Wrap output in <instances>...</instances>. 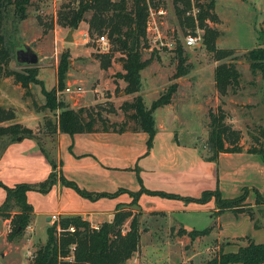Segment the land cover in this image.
<instances>
[{
    "label": "rangeland",
    "instance_id": "374dc122",
    "mask_svg": "<svg viewBox=\"0 0 264 264\" xmlns=\"http://www.w3.org/2000/svg\"><path fill=\"white\" fill-rule=\"evenodd\" d=\"M69 1L30 0L25 10V18L21 21L13 14L12 8L8 7L3 14L1 29L5 48L11 55L9 68L23 72L24 68L29 67L16 64L13 58L14 50L26 45L38 57V62L31 67L34 68L35 79L42 83V86L30 84L26 95L23 89L12 82L11 78H0V107L11 109L14 112V119L2 125L17 122L33 133L36 132L42 144L45 145V150L49 152L54 149L55 140L52 137L51 142L48 141L49 139L45 135L49 131L47 125L55 123L56 115L60 110L52 112L44 108L46 99L42 88L47 92L53 91L57 104L63 103L64 106L74 110L80 107L89 108L94 113L98 112L102 119H106L108 123H120L124 119V113L120 107L124 101H131V97L124 95L125 82L118 77L123 73L119 61L123 55L122 52L118 51L117 47L109 40L108 49H104L99 42L101 35L94 34L89 37L88 26L85 22L80 23L76 30L58 25L57 13ZM131 1L127 0L129 7ZM152 1H154V8L163 7L167 13L166 16L158 18L156 21L162 35L172 38L178 43L182 42L185 34L192 29L179 23L172 0ZM209 1L201 0L200 3L205 4ZM213 1L212 12L216 15L217 21L207 22V24L220 34L216 41L218 49L235 50L234 56L237 57L235 60L231 57L222 62L233 63L240 73L238 85L229 90L225 97H220L214 86V69L221 62H215L212 54L206 51L203 44L193 49L182 47L190 70L187 76L178 79L172 78L177 65V61L173 58L175 51L173 53L153 52L147 48L142 51L144 60L152 58L151 64L140 72L141 89L139 94L147 107L165 93L170 85H177L171 108L163 107L154 112L157 130L156 144L153 156L143 162L144 170L142 171V175L144 174L146 178L144 186L152 190L198 198L204 191L217 189L216 178L207 174L206 160L204 161V158L211 155L206 143L209 135V112H216L217 109L224 112L225 123L232 129L240 131L239 144L244 149L252 143V135L264 127V81L259 73H251L249 63L243 58L246 51L259 46L264 47V0ZM90 16L91 13H87L85 19H89ZM51 25L52 28H50ZM71 30H73L72 40L66 41ZM64 53L69 55L66 81L63 88H58L56 71L60 57ZM106 56H113L112 64L107 69H102L100 60ZM74 86L81 87L82 93L67 94L64 92L65 88ZM29 112L32 114H28ZM38 116L41 117V124L36 130H33L38 124V121L35 120ZM101 126L99 121L97 127L101 128ZM1 141L0 155L4 145ZM142 148H146L145 141L142 142L138 137L131 145L130 150L127 151V157H132ZM7 164L4 162V166L0 167V182L8 187L13 185L10 186L6 182L14 185L35 186L44 181L39 173L32 175L27 173L24 167L12 166L13 168H11ZM129 165L131 166V164ZM221 169L228 170L224 162ZM239 174L236 175L239 177ZM156 175L159 176V179L155 178ZM244 175L243 178L250 180L253 174L250 175L248 170H244ZM139 176L141 178V173ZM234 178L235 176H233ZM119 187L135 190L138 187L135 172L114 174L111 178V185L107 184L104 188L107 192H112ZM241 189L237 193L228 187H223V191L220 190L221 198L233 199L243 193ZM70 191L77 199L82 200L74 191ZM57 196L55 191L49 195L36 192L26 193V201L32 207V222L19 238L7 241L8 221L0 219V264L31 263L34 252L46 242L47 228L54 223L48 219L52 215H57ZM3 199L4 192L0 188V204ZM66 199L72 205L71 209L78 207L76 199L71 197ZM245 204L247 203L245 202ZM157 206L162 208L166 215L153 219L143 218V226L156 228L162 225L165 227L178 221L186 226H194L195 229L201 230L208 228L211 224L209 218L211 213L208 207L186 204L184 206L190 212L187 209L183 212L182 208L179 209L175 206L168 208L156 204ZM253 211L254 217H258L255 208ZM134 212L138 213L139 211L135 209ZM235 216L230 211L221 216L220 224L223 237H220L219 240L222 242L220 246L217 243H211L214 248L213 252L211 249H207L210 237H203L198 244L196 242L189 243L190 240L186 239L184 244H187V247L184 251L181 245L175 242L174 236L165 237V233L168 235L169 232L155 234L149 232L141 237L142 252L140 254L142 253V255L140 256L144 258V264H200L204 257H212L218 254V251L224 250L226 243L229 242L224 240V237L235 232L250 236L256 243L264 242L263 222H257V224L260 223L259 230L253 232L252 225L248 221L243 220L241 223H236ZM61 218L57 216L58 220L55 223ZM129 221L126 222L124 230L128 229ZM239 240H241V246L247 243L244 239ZM239 240H231V242L236 244ZM217 246L220 249L217 250ZM234 251L236 248L227 246L224 252ZM133 260L127 264H136Z\"/></svg>",
    "mask_w": 264,
    "mask_h": 264
},
{
    "label": "trees",
    "instance_id": "16d2710c",
    "mask_svg": "<svg viewBox=\"0 0 264 264\" xmlns=\"http://www.w3.org/2000/svg\"><path fill=\"white\" fill-rule=\"evenodd\" d=\"M198 1V0H196ZM30 0H0V78H11L12 82L24 90L27 95V88L30 84L42 83L35 79L33 67L24 68L23 72L11 70L9 63L11 55L5 48V41L2 35L3 14L6 8L11 7L13 14L18 20L25 18V10ZM175 13L179 23L187 25L192 30L195 29L191 18L185 13L190 9V0H172ZM197 17V26L203 30V46L206 51L212 54L215 62H221L214 69V86L220 97H225L229 90L238 85L240 73L233 63L222 62L234 56L233 49H218L216 41L220 34L216 29L210 28L207 22H216L217 17L212 12L214 1L202 4ZM91 13L89 19L85 15ZM58 25L76 30L80 23L85 22L88 26L89 37L96 35H106L108 40L122 52L119 58L123 73L119 74L120 80L125 82L124 94L135 95L141 89L140 72L147 68L152 58L144 60L142 51L147 48L146 43V21L148 17V6L146 0H132L130 7L127 0H70L63 5L58 13ZM52 28V25L51 27ZM174 59L177 61L173 79L187 76L190 65L184 56L183 48L177 44ZM68 53L61 55L57 67V87L63 88L66 81L68 69ZM113 56L103 57L100 60L102 69H107L112 64ZM243 58L249 63L252 74L259 73L264 81V47L246 51ZM114 60V59H113ZM177 90V85L172 84L167 91L161 94L149 107H147L140 95H136L131 102H124L120 109L124 113V119L120 123H108L102 119L98 112L94 113L89 108L70 109L63 103H56L53 91L47 92L42 88V93L46 99L44 108L50 111L60 110L56 115L54 124L47 125L48 130L45 135L53 137L57 133L73 136L75 134L97 133V132H143L147 135L146 153L147 156L153 147L155 135L157 133L154 112L171 104L173 95ZM225 114L221 109L216 112H209V135L207 146L210 156L207 161H215L220 153H241L254 154L260 157L264 164V127L260 128L252 135V143L246 149L239 144L241 133L234 130L225 123ZM14 119V112L11 109L0 108V123L9 122ZM102 125L98 128V122ZM0 137H6L11 141L29 139L38 144L42 154L48 159L51 165V172L45 181L39 185L30 186L28 184H15L8 187L0 182V188L4 192V199L0 204V219L8 221L9 231L6 240L11 241L19 238L30 223L32 207L26 201V193L33 191L40 194L48 193L51 188L59 183L61 186L72 189L83 199L95 202L101 198L114 199L120 194H128L131 202L127 205L117 204L112 220L102 223L97 229L84 220L81 216H63L58 222L52 223L47 228V239L45 244L34 252L30 264H126L139 247V216L141 213L134 212V208H139L138 200L142 194L158 196L169 200H180L186 203L193 202L206 204L211 200L215 203L217 214L230 211L234 215L245 213L254 220L253 207L245 204L247 191L233 199H223L218 188L214 191H204L200 197H182L177 194L149 191L143 187L140 178V169L135 166L132 171L136 174L140 190L131 192L126 189H118L114 193H95L81 189L73 181L63 177L57 171V163L49 156L44 148L38 134L30 129L13 123L0 127ZM255 205L264 206V194L256 192ZM130 220V221H129ZM129 221L127 230H124L125 223ZM257 228V222L254 223ZM73 228V231L69 229ZM211 229L202 231L185 230L179 232L181 235L187 234L191 241L198 237L207 235ZM247 243L238 247L235 252L225 253L222 250L214 255L210 260L202 264H264V242L254 243L249 237L244 238Z\"/></svg>",
    "mask_w": 264,
    "mask_h": 264
},
{
    "label": "crops",
    "instance_id": "0c3cea01",
    "mask_svg": "<svg viewBox=\"0 0 264 264\" xmlns=\"http://www.w3.org/2000/svg\"><path fill=\"white\" fill-rule=\"evenodd\" d=\"M136 95H140V94L137 93L135 95H125V96L131 97V101H132ZM131 101H124V102H131ZM173 102H174V95L171 104L165 107L171 108ZM0 108L4 109V107H0ZM80 108H85V107H80ZM28 114H32V112H29ZM40 118H41L40 116H38V118H35V120L38 121V124H36L35 129L33 130H36V128L39 127V124H41ZM3 123H0V127L7 126V125H2ZM46 137L49 139L48 141L51 142L52 137H49L48 135H46ZM138 137H140L142 142L145 141V147H146L147 135L143 132H134V133L133 132H124V133L97 132V133L75 134L73 136L57 133L53 136L55 140L54 149H52L50 152L49 151L47 152L49 153V156L56 161L57 171L61 172V174L65 179L75 182L79 188L85 189L86 191L95 192V193H103V192L114 193L118 189H126L131 192H137L140 190V186L138 182H137L138 187L135 190H129L128 188L125 187H119L112 192L109 191L107 192L104 187H106L107 184L111 185V178L114 174L133 172L132 169L135 166H138L141 173V179L143 181L142 182L143 187L149 191L164 192L160 190H152L149 189L148 187H145L144 185H146L145 182L146 178L144 174L142 175V171L144 170L143 162L146 159H148V157L153 156L154 146L156 144L155 139L157 137V134L155 135L153 147L150 150L149 155L144 156V154L146 153V148L145 149L142 148L140 152L139 151L135 152V154H133L132 157L130 158L127 157V151L130 150L131 145H133L134 141ZM0 138H1L0 140H2L1 142L4 143L2 147L3 150L1 151L2 153L0 155V167L4 166L3 165L4 162L8 163L7 165L11 166V168H13L14 166L17 167L21 166L25 168V171L27 173L32 175L39 173L42 176V180L44 181L46 180L49 173L51 172V165L48 159L42 154L38 144H36L35 141L29 139H23V140L19 139L16 141H11V139L6 137H0ZM205 160L206 158H204V161ZM205 162H206L205 169H207L206 172L207 174H210V176L216 178L217 188L219 192L220 190L223 191V187H228L232 191L237 193L240 190V188H242L241 190L244 189L247 191L245 202L251 207L255 208L258 217H254V220H252L245 213H239L235 216V220H236L235 222L241 223V221L246 220L249 222L250 225H252L253 232L259 230L260 223L258 224L257 228L254 227V223L255 222L264 223V206L255 205L256 192H258L261 195L264 194V164L262 163L260 157L254 154H248L245 151L241 153H220L215 161L206 160ZM223 162L224 164L227 165L228 170L221 169ZM129 164H131V166ZM244 170L245 171L248 170L250 175L253 174L250 180H246L245 178H243V176H245ZM236 174H239V177ZM233 176H235L234 179ZM155 178L159 179V176L156 175ZM6 183H8V185L10 186L14 185L10 182H6ZM242 185H244L245 187H241ZM70 190L72 189L63 187L59 183H57L51 188V190L48 193L44 195L52 194V192L54 191L57 193L58 211H57V215L55 216L63 217V216L78 215L81 216L84 220L88 221L93 228H98V226L102 223L110 222L112 220L113 214L115 212V207L117 204L127 205L131 202V198L129 197L128 194H120L114 199L101 198L95 202H91L83 198L82 200H80L77 199L74 195H72ZM165 193H170V192H165ZM240 195L241 194H239V196ZM67 197L76 199L77 201L75 202L78 207L71 209L72 205L66 199ZM156 204L164 205L168 208H171V206H175L179 209L182 208L181 210H183V212L185 211V209H187V207L184 206L186 204H192V205L197 204L199 206L208 207L211 213V215L209 216L211 224L208 228H204L201 230L195 229L194 226H186L182 222H178V221H174L173 223L165 227L162 225L156 228H153L154 226L151 227L143 226L142 225L143 224L142 220H144L143 218L148 217L149 219L150 218L153 219L159 216L166 215V213L162 210V208H159L158 206L156 207ZM138 205L139 208H136V210L141 213V215L138 218L140 223L139 247L137 252L133 255L132 259L128 260L126 264L132 261L133 259H134L133 260L134 263L136 264L145 263L144 258L140 256L142 255V253L140 254V252H142L140 248V241L142 235L146 233L148 234L149 232H154V234L159 232L160 233L169 232L170 234L168 235L167 233H165L166 234L165 237L174 236L175 242H178L179 245H181V247L184 249V251H186V247H187V244H184V242H186V239L190 240L189 243L196 242L198 244L203 237H210L211 240L207 244L208 247L207 249L209 250L211 249L212 252L214 251V248L211 243L213 244L217 243V245L220 246L222 242L219 240L220 237H223L220 218L227 211L223 212L222 214H217L216 213L217 210L215 208V203L213 200H211L206 204H198L193 202L186 203L180 200H169L158 196H149L146 194H142L138 200ZM187 211L190 212L189 209H187ZM201 212L205 213L204 211ZM32 215L33 214H31V216ZM48 221H50V218L48 219ZM31 222L32 221L30 218V224ZM205 229H211V230L207 235L198 237L194 241H191V239L188 237L187 234L185 235L179 234V232L182 230H185L186 233H188L193 230L202 231ZM246 237H249V239H251L254 242L253 238H251L250 236L246 234H238L237 232L224 237V240H227L229 242L226 243V246L222 251L224 252L227 249V246H232L237 250L238 247L242 245L240 244L241 240L239 239H244ZM231 240H239V241L236 244H234L233 242H231ZM219 246L216 247L217 250L220 249ZM225 253H229V252H225ZM212 257L211 256L204 257L203 259L204 261L201 260L200 264H202V262L210 260Z\"/></svg>",
    "mask_w": 264,
    "mask_h": 264
},
{
    "label": "built area",
    "instance_id": "2783aa9c",
    "mask_svg": "<svg viewBox=\"0 0 264 264\" xmlns=\"http://www.w3.org/2000/svg\"><path fill=\"white\" fill-rule=\"evenodd\" d=\"M152 0H146V4L148 6V17L146 21V43L147 49L149 51L155 52H169L173 53L176 49L177 44H180L182 47L187 49H193L197 46L202 45L203 43V30L199 29L197 26V17L200 13L201 9V0H190L191 7L185 13L186 17H189L193 20L195 29L192 31H188L182 39V42L178 43L172 38H166L160 32L158 24L156 23L158 18H163L166 16V11L163 7H156L153 5ZM100 44L104 47V49H108V39L106 36L99 37ZM65 93L67 94H81L82 89L79 86L67 87L65 88ZM51 221H57V216L52 215L50 218ZM97 229V228H95ZM73 231V228L69 229Z\"/></svg>",
    "mask_w": 264,
    "mask_h": 264
},
{
    "label": "water",
    "instance_id": "95a60500",
    "mask_svg": "<svg viewBox=\"0 0 264 264\" xmlns=\"http://www.w3.org/2000/svg\"><path fill=\"white\" fill-rule=\"evenodd\" d=\"M73 30L66 37V41L72 40L71 33ZM13 58L16 64L18 65H25V66H33L38 62V57L34 54V52L26 45H23L21 48L14 50ZM17 140H19L17 138Z\"/></svg>",
    "mask_w": 264,
    "mask_h": 264
}]
</instances>
